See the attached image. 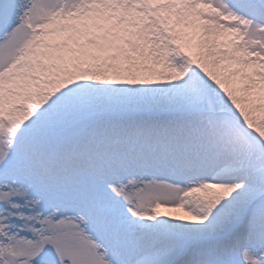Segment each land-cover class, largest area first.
Wrapping results in <instances>:
<instances>
[{"label":"snow or ice","instance_id":"snow-or-ice-1","mask_svg":"<svg viewBox=\"0 0 264 264\" xmlns=\"http://www.w3.org/2000/svg\"><path fill=\"white\" fill-rule=\"evenodd\" d=\"M0 264H264V0H0Z\"/></svg>","mask_w":264,"mask_h":264}]
</instances>
